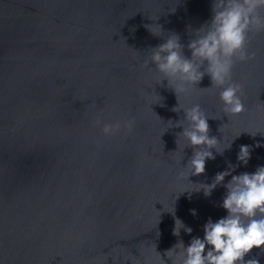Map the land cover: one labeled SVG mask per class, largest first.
I'll list each match as a JSON object with an SVG mask.
<instances>
[{
  "label": "water",
  "instance_id": "obj_1",
  "mask_svg": "<svg viewBox=\"0 0 264 264\" xmlns=\"http://www.w3.org/2000/svg\"><path fill=\"white\" fill-rule=\"evenodd\" d=\"M211 3L0 0V264H172L166 249L226 214L222 184L209 196L182 191L210 183L229 161L239 164L234 173L264 164V146H255L264 136L249 133H264V30L247 41L255 56L232 67L244 103L237 114L223 112L207 74L176 95L143 63L170 30L186 45L188 26L209 20ZM177 104H199L217 147L231 143L189 177ZM116 120L122 128L105 136L103 123ZM242 143L253 145L246 165L236 158ZM174 203L192 233L172 234ZM251 256L264 264L255 246Z\"/></svg>",
  "mask_w": 264,
  "mask_h": 264
},
{
  "label": "clouds",
  "instance_id": "obj_2",
  "mask_svg": "<svg viewBox=\"0 0 264 264\" xmlns=\"http://www.w3.org/2000/svg\"><path fill=\"white\" fill-rule=\"evenodd\" d=\"M262 8L264 0H212L210 19L197 28L188 26L190 37L186 45L181 42L179 33L170 30L163 42L150 48L143 63L154 65L160 74L157 83L163 84L166 80L167 86L176 95L186 92L188 85L198 84L207 74L211 84L220 88L223 112L240 113L244 110L242 85L232 80V67L237 60L248 61L255 56V52L248 49L247 41L255 32L264 30V15L260 13ZM153 25L164 32L159 23L146 24L145 27L158 34ZM185 47L190 50V55L185 53ZM181 109L187 125L181 123L180 119L175 120V125L182 126L178 134L187 140V146L192 147V154L185 164L189 177L205 172L206 160L214 159L216 153L223 154L231 143L222 150L217 147L220 140L209 134L210 116L199 104L190 107H178L177 104L173 108L176 112ZM95 122L100 123L99 117ZM132 124V120L124 121L123 127L131 130ZM121 128V121L116 120L104 122L102 131L105 136H110ZM257 132L264 136L259 130L249 133L255 136ZM255 146H264V140H256ZM252 148L253 145L240 144L237 161L246 165ZM238 166L229 161L228 167L216 172L210 183L191 182L196 187L182 191L189 190L191 193L202 189L204 195L209 196L217 185L222 184L225 193L220 206L226 209V214L215 220L209 217L203 224V236H191L187 244L183 239H178L166 249L165 254L172 264H260L257 256L245 257L254 246L264 252V247H261L264 246V164L251 172L234 173ZM229 175L230 179L225 181ZM167 211L174 218L173 235L179 237L181 229L186 233L193 232V228L176 215L175 203ZM190 212L196 215L197 209L192 208Z\"/></svg>",
  "mask_w": 264,
  "mask_h": 264
}]
</instances>
